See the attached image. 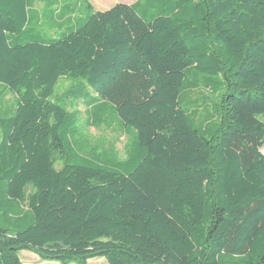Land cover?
Listing matches in <instances>:
<instances>
[{
  "label": "trees",
  "instance_id": "1",
  "mask_svg": "<svg viewBox=\"0 0 264 264\" xmlns=\"http://www.w3.org/2000/svg\"><path fill=\"white\" fill-rule=\"evenodd\" d=\"M32 2L0 0V264H264V0ZM60 78L124 160L75 136Z\"/></svg>",
  "mask_w": 264,
  "mask_h": 264
},
{
  "label": "rangeland",
  "instance_id": "2",
  "mask_svg": "<svg viewBox=\"0 0 264 264\" xmlns=\"http://www.w3.org/2000/svg\"><path fill=\"white\" fill-rule=\"evenodd\" d=\"M32 1H33L32 7L34 11H36L38 14H41L44 9V2H41V0H32ZM47 1L53 3L54 10H60L62 5L64 7L69 6V8L74 11L73 17H78L79 14L83 11L81 0H47ZM134 1L136 0H97V1L90 0V4L93 5L95 10L104 11L111 8L113 5L117 3L129 4ZM56 2H58V6ZM48 15H51V13L49 12ZM47 21H48L47 22L48 25L46 28H44L43 33L46 37L49 38H54L58 35V33H60V26L67 27L69 25V23L67 24V22L61 25L62 23H59L56 17L47 19ZM72 22L73 21L71 20L70 23ZM50 28L51 29L53 28V30H51ZM79 82L80 80L77 79L75 80V79L60 78L53 91L50 101L61 105L64 108V110H66L67 112H74L77 115L75 122V127H76L75 136H77V138L83 139L85 144L87 141L89 143H95L96 145H99L100 148L109 147L113 145L115 146V150L119 159L124 160L125 148L128 143V137L122 134L121 132H119L118 127L115 123H113V125L110 128L101 127L99 129H95V128L86 127L85 122L88 117L87 111H85L84 106L81 104H78L77 107L74 106L75 100L74 98H71L69 94V91L76 92L78 93V95L82 94V98H80V100L82 101L87 99L88 95H92L87 90L82 91L79 88H76L75 86L80 85ZM204 95L207 96L208 94L204 93ZM6 100L10 103L12 101L11 95H9L6 98ZM207 102L209 107L207 109L209 111H212L215 109V105L218 103V99L217 97L210 96L208 97ZM197 109H202V108H197ZM259 119L264 123V115L260 116ZM261 152L264 154V149H262ZM61 166H62V161L60 159H56L55 168L60 169ZM19 256L22 264H59L55 262L41 261L36 255L27 251L20 252ZM87 264H107V262L103 258H95L88 260Z\"/></svg>",
  "mask_w": 264,
  "mask_h": 264
},
{
  "label": "crops",
  "instance_id": "3",
  "mask_svg": "<svg viewBox=\"0 0 264 264\" xmlns=\"http://www.w3.org/2000/svg\"><path fill=\"white\" fill-rule=\"evenodd\" d=\"M94 1H97V0H94ZM135 2V1H134ZM133 3V2H132ZM95 4V3H94ZM129 4H131V3H129ZM96 5V4H95ZM92 7H93V5H92ZM94 8V7H93ZM100 8V7H99ZM98 11V10H97Z\"/></svg>",
  "mask_w": 264,
  "mask_h": 264
},
{
  "label": "water",
  "instance_id": "4",
  "mask_svg": "<svg viewBox=\"0 0 264 264\" xmlns=\"http://www.w3.org/2000/svg\"><path fill=\"white\" fill-rule=\"evenodd\" d=\"M262 153V152H261ZM263 154V153H262ZM264 155V154H263Z\"/></svg>",
  "mask_w": 264,
  "mask_h": 264
}]
</instances>
